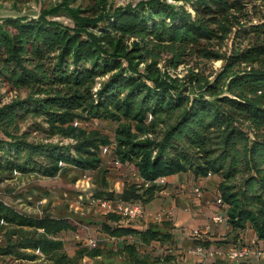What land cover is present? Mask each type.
I'll list each match as a JSON object with an SVG mask.
<instances>
[{
	"label": "trees",
	"instance_id": "16d2710c",
	"mask_svg": "<svg viewBox=\"0 0 264 264\" xmlns=\"http://www.w3.org/2000/svg\"><path fill=\"white\" fill-rule=\"evenodd\" d=\"M81 2L51 4L38 18H0V169L11 177H55L62 164L98 171L95 197L144 205L166 188L155 183L162 177L217 176L234 233L225 243H244L247 230L264 241V18L254 24L250 11L264 0H141L124 7L92 0L86 9ZM62 14L73 26L55 20ZM230 36L236 41L224 52ZM218 61L219 70L208 67ZM14 91L27 96L5 102ZM32 119L35 133L75 143L29 141L22 125ZM95 121L117 124L115 160L134 164L151 186L107 191L101 153L112 142L84 128ZM105 216L116 225L106 221L102 232L122 241L117 252L126 260L118 264H176L171 253H140L153 243L175 249L170 220L140 230ZM79 230L71 219L28 216L0 199L2 258L77 264L115 255L80 247L69 256L60 237Z\"/></svg>",
	"mask_w": 264,
	"mask_h": 264
},
{
	"label": "rangeland",
	"instance_id": "374dc122",
	"mask_svg": "<svg viewBox=\"0 0 264 264\" xmlns=\"http://www.w3.org/2000/svg\"><path fill=\"white\" fill-rule=\"evenodd\" d=\"M62 0H0V18H9V17H22V16H28L30 18H38L40 12L43 9H46L51 4L60 3ZM84 5L82 9H86V6L92 3V0H81ZM141 0H111V3L114 5V7H124L128 4L136 5ZM78 5V4H76ZM256 7L254 10L253 7H251V13L253 14L252 20L253 23H258L261 19L264 18V5L261 3V6ZM55 20L63 22L65 25H71L73 26V22L71 19L66 16L65 14H62L55 18ZM232 35V34H231ZM236 41L233 36H230V38L226 41L224 45V52L229 51L234 43ZM223 65L222 61H218L215 63H209L208 67L212 68L213 70H219ZM144 67V66H142ZM162 67V65H161ZM179 76L183 78L187 75V69L184 67H181L178 72ZM210 72L208 71L207 74ZM3 93H5V90H3ZM26 92H11L10 94H6L5 96V102H10L13 99L17 97H21L22 99L25 98ZM35 121L28 120V122L24 123L22 125V132H29L30 137L29 141H33L35 143H43V144H60V145H69L74 144L75 141L73 139H65L61 140L59 137H54L52 139L46 138V135L43 134H37L34 132V125ZM117 127L116 123H107V122H90L84 124V128L88 130H97L100 131L102 134L109 135L110 140L112 142L111 144V150H114L115 148V128ZM243 130L245 133H247L250 138L254 137V134L251 132L250 128L245 125L243 126ZM109 152H102L101 158L103 160L102 167L105 169L107 174V180H108V188L107 191L109 193H121L124 187L130 184H138V176L139 172L137 167L132 163H125L120 165L116 164V157L113 151ZM63 167H65V170L62 174H58L55 177H47L44 175H31V176H21L18 173H15L13 177L10 176V174L7 171H4L0 169V199L4 201L6 204L17 210L18 212L28 215V216H34V217H43L46 214L51 215L54 218H68L75 222V224L78 225L80 228L78 233H72L67 232L63 233L60 237L65 242V251L67 254L71 257L76 256V252L80 247H85L87 249H93L86 245L87 241L90 239H94L97 242L98 249L103 250L104 252L107 251H113L115 255L111 258H108L106 260L105 256L98 257L96 259L85 257L83 260H80L77 264H100L101 262L106 263H121L122 261L126 260V256L121 253L117 252L118 247L117 243L118 241L116 239H111L107 235H105L102 232V223L108 222V224L116 225L112 222H110L107 217L98 210L96 206L92 204L94 199H97L95 197V194L97 191L100 190L99 183L102 179L101 173L98 171H78L74 167L67 166L66 164H62ZM180 178L176 181H182L183 175H178ZM84 177L88 178L90 188L87 191H83L81 188V184H78V181L80 179H83ZM141 177V176H140ZM168 178L170 177H162ZM202 180L199 181L195 180L192 182L194 189L200 188L201 190V197H198L195 195V198H200V202L202 205L205 206L206 199H212L214 203H216V199L221 196V190L220 186L222 184V179L217 176H209L207 178H200ZM203 181V182H202ZM202 182V184H200ZM139 185H144L143 183H139ZM150 185H152L150 183ZM201 185V186H200ZM146 187V186H145ZM173 188V183H167L166 188H162V191H165L167 188ZM206 187H212V192L210 190H207ZM168 190V189H167ZM180 188H176L175 192L169 196H167V199H170L172 201L177 200L176 203H178V199L180 198ZM178 191V192H177ZM209 192V194H207ZM162 197H157L155 202L156 204L161 203ZM206 198V199H205ZM171 201V202H172ZM192 208V206H191ZM213 208H216L215 205L212 206V208L206 212L205 217H212L214 216V210ZM220 211V209H219ZM218 211V212H219ZM156 216L161 215L163 218L165 217L163 213L157 212L155 214ZM213 215V216H212ZM156 216H153L154 218ZM152 219H148L150 221L145 220L144 218L136 219L135 221L127 224L123 222H119L118 224L124 225V226H143L144 228L147 227L148 223L156 222ZM211 222V220H210ZM184 228L189 227L193 230L195 228L193 225V222H187L182 225ZM222 227L224 225H221ZM202 228V227H199ZM192 230L184 231L183 229H180V232L175 233L174 230L172 234H176V237L178 238V241L181 239H190V234ZM232 230V228H230ZM251 231V230H250ZM246 231L245 234V242H247L249 239L253 238L254 233ZM188 233V234H187ZM234 234V233H233ZM232 233H230L228 236H221L223 240L217 242L219 247L225 246L227 243H225L226 240H231V237H233ZM249 234V235H247ZM219 235L215 236L214 234H211L210 239L214 237H218ZM175 237V236H174ZM255 237V236H254ZM0 241H2V236L0 235ZM223 241V242H222ZM129 242H132L130 240ZM189 242V240H187ZM242 244V243H241ZM156 247L154 248H142L140 250V253H149L153 256H161L166 255L168 251L164 250L159 244H155ZM188 246V245H187ZM187 254H191L189 251ZM264 263V259L262 260ZM0 264H49L47 261H41V262H20L15 261L10 258H2L0 257Z\"/></svg>",
	"mask_w": 264,
	"mask_h": 264
},
{
	"label": "crops",
	"instance_id": "0c3cea01",
	"mask_svg": "<svg viewBox=\"0 0 264 264\" xmlns=\"http://www.w3.org/2000/svg\"><path fill=\"white\" fill-rule=\"evenodd\" d=\"M178 177L179 176H173V177L168 178L167 183L171 184L174 182V187L172 189L168 187L167 188L168 190L166 189L165 191H162L159 194L160 197H162V199L160 198L161 199L160 204L154 203L156 200L155 199L154 202L145 206L146 216L144 217V219L147 221H150L148 219H152L153 216H156L155 214L157 212H161L165 216L162 219V221L170 220L173 223V225L175 226V229H174L175 233L180 232V229H183L184 231L192 230L189 227L184 228L182 226L184 223H187L190 221L193 222V225H196V226H194L195 228L204 227V226L208 225L210 223L211 217H205L206 212H208L212 208V206L215 205L216 208H213V210L215 209L213 215H215L219 211V207L216 205V203H214V201L212 199H206L205 198L206 204L204 206L201 204L200 198L199 199L195 198L196 194H195V189L192 185L193 184L192 182H194L195 180H198V179L200 181L202 179H200V178L197 179L190 173L187 175H183L182 181H176V180L180 179ZM202 182H200V184H202ZM178 187L180 188V190H179L180 198L178 199V203H176L177 200L172 201L170 199H167V196H169L170 193L172 195L175 192V189ZM206 188H207V190H210V192H212V189H213L212 187H206ZM207 194H209V192H207ZM191 206H192V208H191ZM135 228L140 229V230L144 229L143 226H135ZM195 228H193V229H195ZM230 228L231 227H227V226L213 227L212 234H214L215 236H217V235H219V236L212 238L210 241H207V242H210V245L205 246V247L211 251L215 250V249L223 248L222 246L219 247L218 246L219 244L217 242H219L221 240L224 241V239H222L221 236L229 235L232 231V230H230ZM175 233H174L175 249L173 251L169 250L168 253H171L175 257L176 264H201V260L197 256H195L193 254H190V255L187 254L188 251L191 252L193 249H195L198 246L199 242L196 241L195 239H193L191 236H190V239H181L180 241H178V238L176 237ZM252 234H253V232H252ZM247 235H249V234H247ZM111 239H114V238H111ZM131 240H132L131 243H135V241L133 239H131ZM187 240H189V242H187ZM117 241H118V243L116 245L118 247L119 243H122V241L121 240L120 241L117 240ZM203 243H205V242H202V244ZM155 244H159V243H153L149 247L154 248V247H156ZM149 247H147V248H149ZM167 248H168V246H167ZM204 264H244V262L230 263L229 261L217 256V257L209 258ZM248 264H253V263H248ZM261 264H264V263L262 262Z\"/></svg>",
	"mask_w": 264,
	"mask_h": 264
},
{
	"label": "built area",
	"instance_id": "2783aa9c",
	"mask_svg": "<svg viewBox=\"0 0 264 264\" xmlns=\"http://www.w3.org/2000/svg\"><path fill=\"white\" fill-rule=\"evenodd\" d=\"M75 124L78 125V123ZM111 148L112 147H102V151L109 152ZM116 164L120 165V162L116 161ZM138 181L139 183H143L146 187L151 186L150 183L145 182L140 176H138ZM155 183L158 185H167V180L166 178H160ZM78 184H81L83 191H87L90 188L87 177L80 179ZM195 194L201 197L202 193L200 188H195ZM92 204L98 208L101 214H115L120 217L121 222L127 224L146 216V205L140 200L128 202L122 199L111 200L108 198H97L93 200ZM216 205L219 207L220 211L212 217L211 222L202 228L198 227L191 231V237L198 241L199 244L190 253L197 256L201 260V264H204L209 258L217 256L230 263L244 262L261 264L264 259V241L259 240L256 235L242 244L229 243L223 246V248L212 251L202 245V242L211 240L210 237L213 227L221 225L230 227L228 215L229 206L224 202L221 196L216 199ZM162 219L163 217L161 215L154 218L156 222H161ZM86 245L90 248H95L97 247V242L94 239H90L87 241Z\"/></svg>",
	"mask_w": 264,
	"mask_h": 264
}]
</instances>
